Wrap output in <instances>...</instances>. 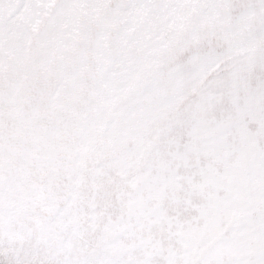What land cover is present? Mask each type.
Masks as SVG:
<instances>
[{"label":"snow or ice","instance_id":"6c2138e0","mask_svg":"<svg viewBox=\"0 0 264 264\" xmlns=\"http://www.w3.org/2000/svg\"><path fill=\"white\" fill-rule=\"evenodd\" d=\"M0 264H264V0H0Z\"/></svg>","mask_w":264,"mask_h":264}]
</instances>
